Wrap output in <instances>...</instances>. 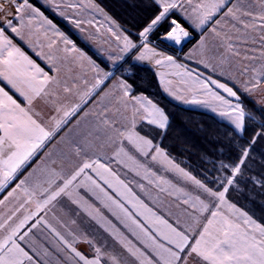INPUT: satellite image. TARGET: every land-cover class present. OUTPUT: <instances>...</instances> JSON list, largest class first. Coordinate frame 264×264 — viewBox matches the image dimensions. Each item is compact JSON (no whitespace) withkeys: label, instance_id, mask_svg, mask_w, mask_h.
Instances as JSON below:
<instances>
[{"label":"snow or ice","instance_id":"obj_1","mask_svg":"<svg viewBox=\"0 0 264 264\" xmlns=\"http://www.w3.org/2000/svg\"><path fill=\"white\" fill-rule=\"evenodd\" d=\"M10 2L15 4V0ZM230 3L231 0H199L193 5V0H150L155 14L139 32V48L127 35H117L116 39H122L123 53L143 49L135 57L137 61L152 59L158 66L170 65L178 70L183 69V72L177 71L176 75L191 78L192 84L200 92L210 96L219 105L218 114L232 125V134L242 135L246 131V118L255 117L246 113L242 107L239 89L234 90V87L218 82L210 75L203 79L199 74L194 76L183 64L177 63L173 56L165 55L149 46V35L164 24H167V29L162 39L180 44L187 38L189 31L175 16L178 14L177 10L191 7L195 16L194 26L206 31L207 25L215 36L221 38V46L229 54L224 60L241 56L240 49H243V59L249 63L242 69V74L251 73L249 80L244 82V90L251 92L257 89L264 84V14L255 16L247 11L241 13L235 5L229 6ZM66 6L78 7L74 4ZM25 9L34 13L30 20L43 18V13L33 7L29 0H20L15 13L11 14L13 19ZM0 11H3L2 6ZM245 16L250 19L243 20L242 17ZM184 19L192 26L191 15H186ZM229 19L234 22L232 27L241 33L235 41L226 32L221 35V22ZM45 22L51 25V21L46 18ZM73 22L77 27L84 23L80 20ZM87 23L91 24L93 21L89 20ZM237 24L240 26L237 27ZM9 29L11 33L20 35L12 19L0 23V191L8 187L10 182L19 179V175H23V171L31 166L30 161L34 162L33 157L83 110L94 95L99 94L98 89L103 91L101 86L113 77L111 72L99 76L82 93L79 103L64 110L61 118H53V127L46 128L34 118L31 106L37 98L47 97L48 86L58 84L59 81L49 76L13 43L12 38L6 34ZM249 29L258 31L259 38L251 37ZM58 34L63 37V33ZM63 40L66 45L72 44L67 37H63ZM204 44L205 41L201 40L198 47L203 48ZM64 51L79 52L74 45L66 47ZM79 57L88 59L82 52ZM188 58H191V54ZM115 59L122 60L124 57L118 56ZM128 62L125 60V63ZM89 63L96 67L91 60ZM132 67L134 65H130L126 71L131 72ZM212 71H216L215 66ZM161 82H164L163 79ZM212 86L216 90L222 89L227 96L213 90ZM119 88L122 96L117 103L122 105L124 113L130 115H124L117 108L114 118L109 116L107 107L98 113V123L87 133L83 145H76L75 154L81 162L73 172L64 175L63 172L50 169L45 182L47 187L40 184L31 188L25 187L27 177L16 184V189H22L27 198L12 215L0 223V230L6 229L5 234L0 236V264H48L46 257L53 255V252L43 245L41 248L35 246V240L40 237L34 230L51 234L54 237L56 253L68 250V259L72 264H121L117 256L109 255L102 247L95 246L87 236L77 237L71 230L66 236L45 219L61 197H67L100 228L118 240L135 264H190V260L195 264H264V223H258L230 200L231 191L242 181L264 188V179L260 178L264 177V172L260 177L245 179V169L249 167L254 145L258 140H264V123L260 125V131H254L252 139L246 145L237 146L238 154H229L213 161L211 172L205 169L204 178L199 179L176 164L166 150L155 142L157 136L163 135L169 126V117L165 111L147 96L133 94V85L127 79L121 80ZM64 91L70 92L71 89L65 87ZM176 99L185 100L181 95H177ZM202 102L198 99L191 101ZM56 110L60 111V108ZM212 111L216 112L217 108L212 107ZM261 115L264 116V109H261ZM88 136L102 139L104 144L111 147L112 154L93 151L94 146L87 139ZM117 169L125 170V175L128 172L134 173V180L139 177L161 193H178V201L185 206V214L195 226H185L178 219L170 222L169 218L159 214L134 191L131 186L133 181L121 178ZM162 173L174 174L173 178L177 183H173V179L166 178ZM180 182L192 185L196 194L177 187ZM136 187L140 193L149 195L144 183L136 181ZM80 189H84L101 207H94L89 203L81 195ZM14 192L15 189L8 192L7 196H12ZM3 202L0 200V204ZM32 203L35 204V211H28L27 205ZM101 209L114 217L134 240L129 239ZM21 210L26 214L17 223L10 224L9 221ZM72 223L75 224V221ZM62 227L67 226L62 224ZM79 242L88 244L92 248V255L78 250L75 245ZM57 264H62L59 257Z\"/></svg>","mask_w":264,"mask_h":264},{"label":"rangeland","instance_id":"obj_2","mask_svg":"<svg viewBox=\"0 0 264 264\" xmlns=\"http://www.w3.org/2000/svg\"><path fill=\"white\" fill-rule=\"evenodd\" d=\"M19 3L20 0H15V4L11 3L10 0H0V6L3 8V11H0V23L12 19L13 25L18 28L20 35L11 33L10 29L6 34L12 38L13 43L17 47L25 52V54L39 67L44 69L49 76L55 77L56 80L59 81L58 84H50L48 86L49 95L47 97L37 98L31 106L34 118L37 119L38 122L42 123L46 128L53 127L55 123L53 118H61L64 110L79 103L82 93L87 88L91 87L99 76H102L106 72H111L113 77L109 78V80L101 86L103 91H99L98 89L97 91L99 94L94 95V98L90 100L83 110L77 116L73 117L67 125L63 126L58 135L48 142L37 156L33 157L34 162L30 161L31 166L27 167L26 171H23V175H19L18 173L19 179L10 182L8 187L0 191V200L4 201L0 204V223H3L8 216L12 215L19 205L27 198L22 189H16V184L19 183V180L27 177V184L25 187L31 188L35 187L37 184L47 187L45 182L48 179V171L50 169L63 172L64 175H68L76 169L77 165L81 162L80 158L75 154L76 145H83L87 133L92 131L94 126L98 123V113L103 111L105 107L109 109V116L114 118L117 115V108H120L121 113L124 115H130V113H124L122 105L117 103L122 96L119 84L121 80L125 79H127L128 83L130 80L132 81L134 71H126V69H129L130 65L146 67L135 59L136 52L138 51L133 50L129 53L121 52L123 41L122 39L120 41L116 39L117 35H127L139 48L141 41L138 36L139 32L142 30V27L140 29L138 28L140 23L134 24V27L131 26L132 29L123 27L107 15L93 0H29V3L32 4L33 7L38 8L40 12L43 13V18L30 20V17L34 16V13H32L30 9H25L18 13L16 18L13 19L11 14L15 13L16 5ZM69 4L78 5V7H67L66 5ZM57 5H59V7H57ZM261 14H264V10L254 11L255 16ZM45 18L51 21V25L55 27L53 28L51 25L47 24ZM178 19L181 21V25H183L184 22L180 18ZM75 20L84 21V23H81L80 26L77 27L73 22ZM89 20L93 21V23H87ZM109 29H111V31ZM58 33H63V37H67L72 44L66 45L63 37ZM189 35L191 39L188 42H186V39H183L186 43H184L181 48H175L161 42V38L164 35L158 39H152L150 34L149 46L155 47L151 44L155 42L158 46L163 48L160 49L155 47L157 51L163 52L165 55H171L178 63L185 64L188 60L185 52L195 41L193 35ZM49 45H51V47ZM73 45L79 52L66 53L64 51L66 47L70 48ZM80 52L84 53L88 59H80ZM118 56H123L124 59L116 60L115 58ZM49 57H51V59H49ZM129 57H131L130 60ZM89 60L95 64V68L89 63ZM125 60L129 62L125 63ZM235 71V73H237L238 70ZM250 76L251 74H242L237 79L235 78L233 83L229 80V84L234 87V90L240 89L238 95L242 101V107L245 106L244 102L246 101L252 103L255 108L261 111V109H264V84H261L257 89L251 92L245 91L243 87L244 82L249 80ZM164 77L163 74H160V80L162 81L163 79L164 82H161L162 88L160 85L159 88L161 93L172 101V99H170L171 94H169V87L171 85ZM156 79L159 84L157 76ZM224 79L227 78L224 77ZM85 81L87 83H85ZM65 87L71 89V91L65 92ZM216 91L227 96L222 89ZM171 93L173 99H176L177 95L183 96L182 91L176 90L175 87L171 89ZM133 94L145 95L134 90ZM183 97L185 98V96ZM179 101L182 103L185 102V100L180 99ZM172 102L176 103L174 101ZM57 108H60V111H57ZM198 111L202 110L198 109ZM85 113H87V115H85ZM221 119H224L222 121L232 127L225 117L221 116ZM163 135L157 136L155 142L160 144V139ZM87 139L93 144V151L107 153L108 155L112 154L111 147L104 144L102 139L97 140L94 136H88ZM261 141L257 143L259 148L256 149L254 147L251 153L249 167L245 169V179L252 176L260 177V174L264 172V162H262L263 160L261 157H258L259 155L257 153H264V143H261ZM260 165L262 166L261 169ZM113 167L115 168L116 166L113 165ZM117 171L120 172L121 178L133 181L131 186L134 191L140 194L141 197L145 199V202L149 203L155 211L169 218L170 222L178 219L179 222L185 226H195L191 218L185 214V206L178 201V193L172 195L167 192L161 193L158 189L148 185L147 181H143L139 177H136L134 180V173L128 172L125 175V170L117 169ZM162 174L166 175V178L173 179V183H177L173 178L174 174ZM260 178L264 179V177ZM136 181L145 184V189L149 195L145 196L143 193H140L139 188L136 187ZM177 187H183L186 191L192 192L193 195L196 194L195 188L186 182L178 183ZM13 189H15L14 194L10 197L7 196V193L13 191ZM80 193L84 195L85 199L93 204L94 207H101L99 202L95 201L84 189H80ZM5 197H7V199H5ZM230 200L242 211L252 216L258 223H264V188H261L260 185H254L252 183L245 184L242 181L231 191ZM27 209L28 211H35V204L32 203L27 205ZM101 210L104 211V214L108 216L109 219H112L113 223L117 224V227H119L122 232L129 236V239L134 240L114 217H111L106 210ZM25 214L24 210H21L16 213V216H14L9 223H17ZM41 215H43V213H41ZM45 219L66 236L69 230L77 237L87 236L88 239L93 241L95 246L102 247L103 251L107 252L109 255L117 256L121 264H135L133 258L121 246L118 240L114 239L109 233L100 228L95 221L90 219L85 211L78 208L77 205L72 204L67 197L59 198L55 207L51 208V211L48 212ZM72 221H75V224H73ZM62 224L67 227H62ZM5 231L6 229L0 230V236H3ZM34 232L40 237L35 240V246L41 248L43 245L53 252V255L46 257L48 264H57L58 257L62 261V264H72V261L68 259L70 255L68 250L63 253H56L54 237L51 234L47 232L39 233L38 230H34ZM69 239H71V237H69ZM75 246L78 250L92 255V248L88 244L79 242ZM190 264H195V262L190 260Z\"/></svg>","mask_w":264,"mask_h":264},{"label":"trees","instance_id":"obj_3","mask_svg":"<svg viewBox=\"0 0 264 264\" xmlns=\"http://www.w3.org/2000/svg\"><path fill=\"white\" fill-rule=\"evenodd\" d=\"M93 1L117 24L130 29L138 23V28H143L155 14L150 0ZM175 18L181 23L177 16ZM166 29L167 24L159 27L151 34L152 39L165 35ZM131 70L134 73L129 83L133 85V90L147 95L169 117V126L160 139V146L178 165L199 179L204 178L205 169L211 172L213 161L229 154H238L237 146L246 145L254 131H260V125L264 123L261 111L245 101L246 112L255 118H246V131L242 135L232 134V127L213 115L180 106L166 98L160 91L156 76L148 67L134 65ZM257 143L254 145L256 149L259 148ZM257 153L264 162V153Z\"/></svg>","mask_w":264,"mask_h":264},{"label":"crops","instance_id":"obj_4","mask_svg":"<svg viewBox=\"0 0 264 264\" xmlns=\"http://www.w3.org/2000/svg\"><path fill=\"white\" fill-rule=\"evenodd\" d=\"M199 0H193V5L198 3ZM235 5L238 7L242 12H251L254 15V11L256 10H264V0H231V3L229 6ZM177 17L180 18L186 28V30L189 31V34L193 35L195 38V41L193 44L188 48L185 52V55L187 57V60L185 64H183L187 69H189L193 75L199 74L200 77L206 78L209 75L213 78L218 80V82L226 83L229 87H232L230 85V81L233 83L235 81V78L237 79L242 75V69L244 66L249 63L247 60L243 59V49L241 48V56L239 57H230L228 60H224L223 58L226 56H229L228 53H226L225 48L221 46V38L214 35V33L211 30V27H208L207 25L204 29H197L194 26L195 22V16L192 14L191 7L186 6L185 9L177 10ZM186 15H191L193 24L192 26H189L188 23L185 22L184 17ZM219 18V17H218ZM243 20L248 21L249 17H242ZM234 22L231 21V19L221 22V27L223 28V32L221 35H223L224 32L228 33V35L233 37V40L235 41L236 37L241 35V33L236 31V28L232 27V24ZM240 25L237 24V27ZM215 27V25H213ZM203 33V35H201ZM249 35L251 37H259L258 31H252L249 29ZM201 40L205 41L204 47L199 48L198 45ZM255 47H259V45H255ZM143 51V49H140L138 52H136V56L140 54V52ZM189 54H191V58L189 57ZM141 64L145 65L146 67L150 68L153 73L157 76L159 80V85L161 86V80H160V74H163L167 82L171 85L169 87L172 101L176 102V104L182 105L187 108H193V109H199L203 112H207L216 118L218 117L219 120L221 119V116L218 114L219 112V105L211 99L210 96L203 94L200 92L196 86H194L191 82V78L182 76V75H176L177 71L183 72V69H176L170 65H156L154 60H144L139 61ZM178 63V62H177ZM208 65V67H205V65ZM215 66L216 71H212V67ZM238 70L237 73H235ZM235 73V74H234ZM251 74V73H249ZM227 78V79H224ZM230 80V81H229ZM175 87L176 90L182 91V95L185 96V100L189 102H180L179 99H173V95L171 93V89ZM213 87V90L216 91V89ZM240 90V89H239ZM193 99H198L200 101H203L202 103H191ZM209 105H212V107H216L217 111H212V107Z\"/></svg>","mask_w":264,"mask_h":264},{"label":"built area","instance_id":"obj_5","mask_svg":"<svg viewBox=\"0 0 264 264\" xmlns=\"http://www.w3.org/2000/svg\"><path fill=\"white\" fill-rule=\"evenodd\" d=\"M186 39V42H188L190 39H191V37H190V35L187 37V38H185ZM161 42L162 43H166V44H168V45H170V46H173V47H175V48H181L183 45H184V43H186V42H184V40H182V42L180 43V44H176V43H174V42H172V41H168V40H164V39H162L161 38ZM153 46H155V47H158V48H160V49H163L161 46H158L155 42L154 43H151Z\"/></svg>","mask_w":264,"mask_h":264}]
</instances>
